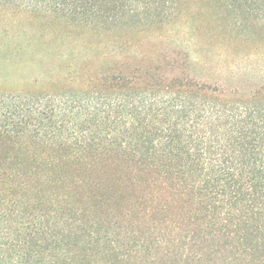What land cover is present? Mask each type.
Masks as SVG:
<instances>
[{
  "label": "trees",
  "instance_id": "16d2710c",
  "mask_svg": "<svg viewBox=\"0 0 264 264\" xmlns=\"http://www.w3.org/2000/svg\"><path fill=\"white\" fill-rule=\"evenodd\" d=\"M138 84L120 75L93 87L105 94ZM159 86L146 84L149 96L139 99L98 93L81 102L43 97L52 93L45 89L0 97V264H121L160 250L202 257L193 249L212 245L264 250V83L230 101L227 120L215 106L172 96L173 84L158 97ZM104 192L148 222L147 234L123 232L137 248L122 252L129 241L85 232L76 219L93 215Z\"/></svg>",
  "mask_w": 264,
  "mask_h": 264
},
{
  "label": "rangeland",
  "instance_id": "374dc122",
  "mask_svg": "<svg viewBox=\"0 0 264 264\" xmlns=\"http://www.w3.org/2000/svg\"><path fill=\"white\" fill-rule=\"evenodd\" d=\"M120 75L138 80L136 89L104 94L93 87L102 77ZM154 83L161 85L151 90L158 97L173 84L172 96L215 106L227 120L228 103L264 83V0H0V97L45 89L52 93L43 97L81 102L98 93L139 99L149 96L142 90ZM190 83L210 89L198 91ZM103 194L92 198L98 204L93 215L81 211L76 219L85 232L106 229L116 243L129 241L122 252L137 248L135 239H121L123 232L147 234L148 222L140 212L126 214L115 194ZM87 215L96 219L93 225ZM196 251L202 257L171 258L160 250L155 259L144 251L143 262L120 263L264 264L259 247Z\"/></svg>",
  "mask_w": 264,
  "mask_h": 264
}]
</instances>
